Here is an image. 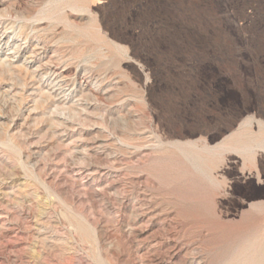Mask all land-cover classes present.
I'll use <instances>...</instances> for the list:
<instances>
[{
  "label": "rangeland",
  "instance_id": "374dc122",
  "mask_svg": "<svg viewBox=\"0 0 264 264\" xmlns=\"http://www.w3.org/2000/svg\"><path fill=\"white\" fill-rule=\"evenodd\" d=\"M0 264H264V0H0Z\"/></svg>",
  "mask_w": 264,
  "mask_h": 264
},
{
  "label": "bare ground",
  "instance_id": "6f19581e",
  "mask_svg": "<svg viewBox=\"0 0 264 264\" xmlns=\"http://www.w3.org/2000/svg\"><path fill=\"white\" fill-rule=\"evenodd\" d=\"M200 141V140H199ZM203 143V142H202ZM222 148V147H221ZM230 157V156H229ZM224 161V160H223ZM234 163V162H233ZM250 164V163H249ZM248 168V167H247ZM242 173V172H241ZM260 175V174H259Z\"/></svg>",
  "mask_w": 264,
  "mask_h": 264
}]
</instances>
